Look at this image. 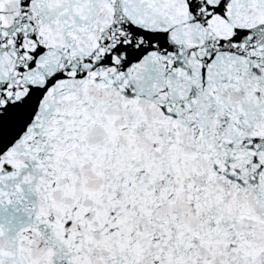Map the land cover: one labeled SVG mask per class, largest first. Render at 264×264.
Wrapping results in <instances>:
<instances>
[{
	"label": "snow or ice",
	"instance_id": "1",
	"mask_svg": "<svg viewBox=\"0 0 264 264\" xmlns=\"http://www.w3.org/2000/svg\"><path fill=\"white\" fill-rule=\"evenodd\" d=\"M0 264H264V0H0Z\"/></svg>",
	"mask_w": 264,
	"mask_h": 264
}]
</instances>
